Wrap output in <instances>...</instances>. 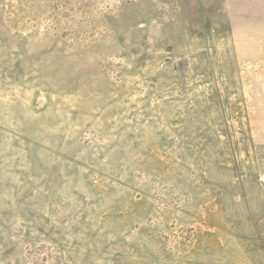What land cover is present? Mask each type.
<instances>
[{"label": "rangeland", "instance_id": "374dc122", "mask_svg": "<svg viewBox=\"0 0 264 264\" xmlns=\"http://www.w3.org/2000/svg\"><path fill=\"white\" fill-rule=\"evenodd\" d=\"M0 264H264V0H0Z\"/></svg>", "mask_w": 264, "mask_h": 264}]
</instances>
